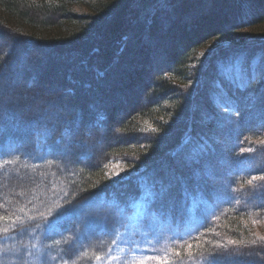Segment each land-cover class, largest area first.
I'll return each mask as SVG.
<instances>
[{
  "label": "trees",
  "instance_id": "trees-1",
  "mask_svg": "<svg viewBox=\"0 0 264 264\" xmlns=\"http://www.w3.org/2000/svg\"><path fill=\"white\" fill-rule=\"evenodd\" d=\"M205 1L184 9L177 0H168L167 6H161V0H0V76L16 70L15 64L25 66L39 58L31 54L22 59L21 50L64 52L70 58L73 53L76 66L83 61L75 77L87 88L97 86L90 80L94 75L106 81L116 78L114 65L129 63L132 53L142 51V35L162 43L160 35L152 37L160 20L182 22L179 28L172 22L169 26L170 36L180 34L169 64L148 83L143 81L141 89L147 90L141 105L131 102L121 122L114 121L108 106L97 110L101 96L94 103H85L82 97L71 103L68 94L45 93L33 83H19L31 75L29 71H20L0 87V217L6 218L0 219L2 264H94L105 255L123 232L130 205L142 191L134 175L109 184L104 168L110 159L143 168L144 174L163 176L162 185L172 184L171 175L179 167L188 168L184 162L174 163L173 154L191 127V105L197 99L192 80L201 72L202 61L197 52L211 40L264 22V0ZM73 4H88L91 12L79 14L71 9ZM180 13L185 16L181 20ZM190 26L194 29L188 31ZM43 75L40 72L38 79ZM123 86L129 87L121 82ZM10 87L16 96L7 95ZM117 87L111 84L110 89ZM179 174L178 188L172 185L168 194L161 193V198L174 196L176 202L167 203L171 213H176L183 189L192 184L189 169ZM214 183L213 189L219 191L221 182ZM161 187L155 184V195ZM222 207L216 222L219 230L243 240L238 252H251L231 218L234 214L228 215L232 207ZM207 224H197L194 230L201 233ZM91 226L95 232L87 229ZM206 242L191 246L194 253H189L202 255L190 258V264L212 260L221 264L224 248L215 243L204 246ZM234 262L225 260V264Z\"/></svg>",
  "mask_w": 264,
  "mask_h": 264
},
{
  "label": "rangeland",
  "instance_id": "rangeland-1",
  "mask_svg": "<svg viewBox=\"0 0 264 264\" xmlns=\"http://www.w3.org/2000/svg\"><path fill=\"white\" fill-rule=\"evenodd\" d=\"M177 2L184 3L183 8L186 9L201 5L204 0ZM90 7L88 4H73L71 9L79 14H89ZM182 17H185L184 13H180V20ZM171 22L160 20L159 29L153 31L152 37L160 35L162 43L156 39L151 42L148 38L145 40L144 35L139 37L142 51L132 53L129 63L119 67L114 65L116 78L112 79L111 76L106 81L97 75L92 76L90 80L97 83L95 88L78 83L76 69L82 66L83 61L76 66L73 61L75 54L72 53L70 58L64 52L53 55L32 48L27 52L21 50L19 56L29 59V55L35 54L39 58L25 66L24 63L21 66V62L20 65L15 64L16 70L1 74L0 87L18 76L20 71H29L31 75L19 80V83H33L35 87L37 85L36 90L45 93L55 90L63 96L68 94L66 97L71 103L81 97L85 103H94L101 96L97 110L108 106L114 114V121L121 122L131 102L135 106L141 105L147 90L141 89L143 81L148 83L160 68L169 64V57L177 43L175 41L180 38V34L170 36ZM174 24L177 26L182 22ZM193 29L194 26L187 28L188 31ZM242 29L211 40L197 52L202 61L201 72L199 70L192 80L195 81L193 87L196 88L197 99L191 105V127L182 145L173 154L174 163L179 165L184 162L188 168L185 165L179 167L175 175H171L172 184L165 181L162 185L163 176H155L150 171L144 174L143 168L135 169L118 158L110 159L106 164L104 175L109 184L134 175L142 191L130 205L132 212L123 232L117 235L109 251L94 264H139L142 259L143 264H160V260L148 257L167 258L171 264H190V258L202 255H189V252L194 253L191 246L203 241H207L204 246L215 243L217 248H224L222 256L226 257L221 256V264H225L227 259L235 261V264H264V239L261 238L264 237V181L256 179L252 185L248 184L254 177L264 176V22ZM138 57L140 59H136ZM229 67L233 69L231 74L226 71ZM40 72L44 75L38 79ZM31 78L34 79L31 81ZM121 82L129 87H121ZM116 83L120 88L111 90V84ZM11 90L10 87L7 95L16 96L11 94ZM8 99L11 98L5 97V101ZM187 169L192 179L191 187L187 191L183 189L184 195L178 200L176 213H171L173 210L167 207V203L176 200L174 196L168 199V195L161 198V193L168 194L166 192L172 185L178 188L175 183L182 179L179 171L185 173ZM151 181L162 186L157 195L154 193L155 184ZM216 181L221 182L219 191L213 189L212 184L217 185L214 183ZM153 196H156L155 205ZM224 204L232 207L228 215L234 214L231 218L236 219L241 237L249 241L246 244L251 252H238L237 247H241L243 240L219 230L216 222L222 216ZM204 221L208 222L207 229L196 233L195 226ZM87 229L95 232L92 226ZM177 252H180L179 256ZM182 256H186V259H182ZM214 261L205 264L218 263Z\"/></svg>",
  "mask_w": 264,
  "mask_h": 264
},
{
  "label": "snow or ice",
  "instance_id": "snow-or-ice-1",
  "mask_svg": "<svg viewBox=\"0 0 264 264\" xmlns=\"http://www.w3.org/2000/svg\"><path fill=\"white\" fill-rule=\"evenodd\" d=\"M167 2H168V0H161V6H167ZM237 30H244V29H242V28H238ZM226 71H227L229 74H231L232 71H233V69H232L231 67H229L228 69H226ZM99 118H100V119H103V118H104V117H103V114H101V115L99 116ZM84 135L87 137L88 134L85 133ZM185 142L187 143V140H186ZM83 143L85 144V146H87V139H85V140L83 141ZM145 179H147V178H145ZM256 179H259V180L264 181V176L254 177L252 180H249V181H248V184H249V185H252L253 182H254ZM150 183L155 184V181H151ZM101 207H103V206H101ZM21 211H23V209H21ZM39 215H40L41 218H44V214H43V213H40ZM0 219H6V218H5V217H0ZM16 219L19 220V217H17ZM31 219H34V217H29V220H31ZM253 223H255V221H253ZM8 230H9L8 228H5L3 231H4L5 233H7ZM261 238L264 239V237H261ZM230 243H236V241H230ZM3 251H4V252H8L9 249L4 248ZM17 251H19V249H17ZM176 254L179 256V255H180V252H177ZM189 255H191V253H189ZM147 259H157V260H160V264H171V262H170L167 258L161 259L160 257H148ZM0 264H2V262H0ZM139 264H143V259L139 262Z\"/></svg>",
  "mask_w": 264,
  "mask_h": 264
}]
</instances>
